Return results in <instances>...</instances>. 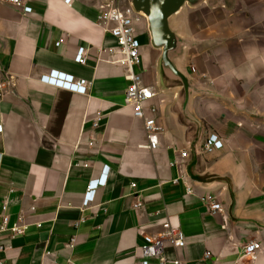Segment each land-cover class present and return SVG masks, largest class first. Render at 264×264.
Instances as JSON below:
<instances>
[{
    "label": "crops",
    "instance_id": "0c3cea01",
    "mask_svg": "<svg viewBox=\"0 0 264 264\" xmlns=\"http://www.w3.org/2000/svg\"><path fill=\"white\" fill-rule=\"evenodd\" d=\"M109 3L126 8L32 0L24 16L0 2V213L7 202L9 226L26 227L13 240L0 233V264H141L142 235L157 236L166 221L186 237L182 249L165 245L167 264H264V0L186 5L169 19L182 52L174 64L190 84L188 117L181 84L159 70L147 20L135 23L136 72L160 128L155 150L125 103V69L99 52L115 46L97 22ZM191 63L206 79L189 73ZM51 71L85 80L86 94L41 83ZM212 134L224 147L206 154ZM106 166L105 186L83 207ZM202 197H216L222 212L211 215ZM252 241L260 251L244 257Z\"/></svg>",
    "mask_w": 264,
    "mask_h": 264
},
{
    "label": "built area",
    "instance_id": "2783aa9c",
    "mask_svg": "<svg viewBox=\"0 0 264 264\" xmlns=\"http://www.w3.org/2000/svg\"><path fill=\"white\" fill-rule=\"evenodd\" d=\"M12 5L21 10L24 16L32 14L30 3L32 0H0ZM97 16V22L106 33H108L115 42V46L102 48L99 52L108 58L112 64L123 67L126 72V79L129 83L126 94L125 103L133 110V116L144 122V130L148 137V148L155 150L158 147L159 130L156 125L153 114L155 107L149 105L150 99L154 96L149 89L142 86V78L136 69L141 65V45L136 37L135 23L139 22L143 17L134 11L132 6L126 8H119L113 3L100 6ZM62 41L56 43L58 47ZM85 51L83 48L79 49L76 54L77 62L80 65L86 64ZM195 70L193 69V72ZM40 82L53 88L64 91L84 95L87 91V82L85 80L76 81L73 76L57 71H51L47 75L41 77ZM98 127V123L94 124ZM2 127H0V132ZM224 147L222 140L212 134L209 135L204 144L203 152L206 154H213L216 151L222 150ZM186 152H181L180 157L186 158ZM109 173V168L106 166L102 169L98 179L90 181L87 185L86 192L82 200V206L88 207L93 204L96 197V191L100 187H104ZM135 184H131L134 188ZM188 193H191L190 191ZM200 202L207 208L211 215H216L222 212V207L218 203L216 197H202ZM8 203L4 202L1 205L0 213V233L9 232L10 239H16L24 236L26 227L18 223L9 226V216L7 215ZM162 231L157 236L142 235L141 245V264H151L152 260H157V264H167L163 258V250L167 243L171 244L175 249H182L185 247V235L182 230L169 222H162ZM6 246L0 243V251L4 252ZM260 251V244L257 242H249L242 248V255L244 257L254 258L256 253ZM211 253L206 252L205 258H210ZM175 264H183L177 262Z\"/></svg>",
    "mask_w": 264,
    "mask_h": 264
},
{
    "label": "water",
    "instance_id": "95a60500",
    "mask_svg": "<svg viewBox=\"0 0 264 264\" xmlns=\"http://www.w3.org/2000/svg\"><path fill=\"white\" fill-rule=\"evenodd\" d=\"M205 1L214 0H131L130 5L138 14H143L148 23L151 41L161 50V67L165 75L181 84L184 93L183 113L188 117L187 105L190 84L184 74L177 70L174 61L181 47L177 36L170 30L169 19L184 6L196 7Z\"/></svg>",
    "mask_w": 264,
    "mask_h": 264
},
{
    "label": "rangeland",
    "instance_id": "374dc122",
    "mask_svg": "<svg viewBox=\"0 0 264 264\" xmlns=\"http://www.w3.org/2000/svg\"><path fill=\"white\" fill-rule=\"evenodd\" d=\"M244 1L245 0H234V2H236V3L244 2ZM130 2H131V0H123V5L122 6L128 7V6H130ZM186 7H190V6L187 5ZM196 7H198V6H196ZM195 24L197 25V21H195ZM151 43H152V41H151ZM158 51L161 54V50H158ZM181 57H182V52H180L179 57L177 59H179V61H181V59H182ZM202 65L205 66L206 64L204 62H202ZM193 69L195 70L194 72H193ZM159 70L163 74L162 67H161V58H160V61H159ZM188 71H189L190 74L194 75L195 77H202V79H206V76H207L206 75V73H207L206 70H205V72L203 70H200L196 63H191L189 65V67H188ZM213 72H214V70L212 69V73ZM184 73H185V71H184ZM182 95H183V93H182Z\"/></svg>",
    "mask_w": 264,
    "mask_h": 264
},
{
    "label": "bare ground",
    "instance_id": "6f19581e",
    "mask_svg": "<svg viewBox=\"0 0 264 264\" xmlns=\"http://www.w3.org/2000/svg\"><path fill=\"white\" fill-rule=\"evenodd\" d=\"M142 16L146 19V17L142 14Z\"/></svg>",
    "mask_w": 264,
    "mask_h": 264
}]
</instances>
